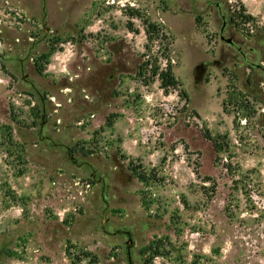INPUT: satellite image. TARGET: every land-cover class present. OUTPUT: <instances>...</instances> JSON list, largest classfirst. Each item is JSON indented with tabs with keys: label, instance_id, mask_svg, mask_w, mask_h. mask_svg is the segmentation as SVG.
Segmentation results:
<instances>
[{
	"label": "rangeland",
	"instance_id": "obj_1",
	"mask_svg": "<svg viewBox=\"0 0 264 264\" xmlns=\"http://www.w3.org/2000/svg\"><path fill=\"white\" fill-rule=\"evenodd\" d=\"M223 22L254 62L264 0H0V264H128L127 229L133 264H264V104ZM166 55L167 94L137 74Z\"/></svg>",
	"mask_w": 264,
	"mask_h": 264
},
{
	"label": "trees",
	"instance_id": "obj_2",
	"mask_svg": "<svg viewBox=\"0 0 264 264\" xmlns=\"http://www.w3.org/2000/svg\"><path fill=\"white\" fill-rule=\"evenodd\" d=\"M240 9L244 11L243 4H240ZM137 14V11L133 8H130L129 16L133 17ZM237 17H240L241 23H250L255 22V17L249 13L247 14H240ZM198 18V17H197ZM236 18V16H235ZM234 20V18H233ZM144 32L146 35L147 42L152 41L153 39H166V34L164 32V27L160 25L159 23L149 21L148 19L144 20ZM253 29L257 31L254 34V43L249 47L248 51L255 60L253 63L257 64V66H253L252 64H248V67L251 69V74L248 75V77L245 80V89L247 91V94L251 95L253 98L257 99L261 103L264 104V90H262L259 87V83L263 82V78L261 76L264 74V31L261 32L258 30V25L253 23ZM127 28L130 32L137 33L138 29L133 26V22L129 20L127 22ZM259 31V32H258ZM169 45V43H167ZM146 48L148 46L146 45ZM51 49L47 53H42L38 56V60H44L45 62L48 61V57L52 53ZM165 59L167 60L166 66L162 67L159 58L157 56L153 58H149L147 60H144L137 72L139 76L144 77L143 81L145 83L150 82L153 78L157 77L159 79V87L162 89V91L167 94L170 89H176L179 86V82L176 79V77L173 74L170 58L168 55L165 56ZM36 69L37 72L43 71V66L38 65V62H36ZM150 71L149 78H145L144 74L146 72ZM180 95L184 97V99H187L186 93L181 90ZM242 109H247L248 105L244 104L241 106ZM262 116H264V112H262ZM112 120L109 118L108 123L110 124ZM204 137L211 140L215 149L219 152L224 149V147L227 146L226 142L221 141L220 135L212 136L208 128L204 129ZM135 171V169H133ZM136 172V171H135ZM139 177L141 179H147L148 177L144 176L143 174H139Z\"/></svg>",
	"mask_w": 264,
	"mask_h": 264
},
{
	"label": "water",
	"instance_id": "obj_3",
	"mask_svg": "<svg viewBox=\"0 0 264 264\" xmlns=\"http://www.w3.org/2000/svg\"><path fill=\"white\" fill-rule=\"evenodd\" d=\"M225 22H223L222 26L220 27L219 29V34H220V39L225 41L226 43L230 44V45H233L236 47L237 50H239L241 52V56L243 58V60L247 63H250L252 64L253 66H257V64L253 63V62H250L246 59V54L241 51V48L236 44L234 43L233 41V38L232 37H225L224 36V32H225ZM45 30L47 31V28H45ZM205 69H206V64L204 63H200L198 65L195 66V74H194V78H195V81L196 82H199L202 80V76L205 72ZM93 178V177H92ZM106 209H107V206L104 208L103 210V215L105 214L106 212ZM102 230L104 232H107V230L104 228V220H102V226H101ZM121 230H117L116 232L119 233ZM125 234L127 235V240L125 241L126 243V249H127V259H128V264H133L132 263V260H131V255H130V247H131V231L130 229H127L125 230Z\"/></svg>",
	"mask_w": 264,
	"mask_h": 264
},
{
	"label": "built area",
	"instance_id": "obj_4",
	"mask_svg": "<svg viewBox=\"0 0 264 264\" xmlns=\"http://www.w3.org/2000/svg\"><path fill=\"white\" fill-rule=\"evenodd\" d=\"M131 5H134L132 3H130ZM5 17L7 18V20L3 21L4 25H10L11 23H13L12 21H16L17 18H20L21 15L19 14V12H16L13 8H8ZM12 19V20H11Z\"/></svg>",
	"mask_w": 264,
	"mask_h": 264
},
{
	"label": "flooded vegetation",
	"instance_id": "obj_5",
	"mask_svg": "<svg viewBox=\"0 0 264 264\" xmlns=\"http://www.w3.org/2000/svg\"><path fill=\"white\" fill-rule=\"evenodd\" d=\"M234 41V40H233ZM234 43H235V41H234ZM233 46V45H232ZM234 48H236L235 46H233ZM92 177L94 178L95 177V172L93 171L92 172ZM122 232H124L125 233V231H122Z\"/></svg>",
	"mask_w": 264,
	"mask_h": 264
}]
</instances>
